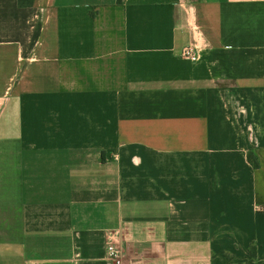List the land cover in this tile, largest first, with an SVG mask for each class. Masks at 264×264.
<instances>
[{
  "label": "crops",
  "instance_id": "obj_1",
  "mask_svg": "<svg viewBox=\"0 0 264 264\" xmlns=\"http://www.w3.org/2000/svg\"><path fill=\"white\" fill-rule=\"evenodd\" d=\"M111 244L264 264V0H0V264Z\"/></svg>",
  "mask_w": 264,
  "mask_h": 264
},
{
  "label": "built area",
  "instance_id": "obj_2",
  "mask_svg": "<svg viewBox=\"0 0 264 264\" xmlns=\"http://www.w3.org/2000/svg\"><path fill=\"white\" fill-rule=\"evenodd\" d=\"M180 57L184 61L197 63L201 61V52L193 46H186L181 50ZM107 258L111 264H127L121 250L112 244L107 247Z\"/></svg>",
  "mask_w": 264,
  "mask_h": 264
},
{
  "label": "trees",
  "instance_id": "obj_3",
  "mask_svg": "<svg viewBox=\"0 0 264 264\" xmlns=\"http://www.w3.org/2000/svg\"><path fill=\"white\" fill-rule=\"evenodd\" d=\"M124 0H118V3H123ZM249 160L253 162L254 167H259V164L253 159L252 154L249 155ZM250 259L243 264H257L258 252L255 246H251L249 249Z\"/></svg>",
  "mask_w": 264,
  "mask_h": 264
}]
</instances>
